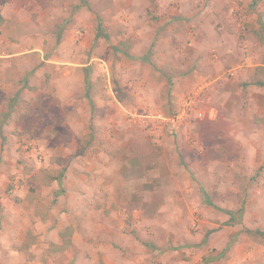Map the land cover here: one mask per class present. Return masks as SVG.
<instances>
[{
    "label": "rangeland",
    "instance_id": "374dc122",
    "mask_svg": "<svg viewBox=\"0 0 264 264\" xmlns=\"http://www.w3.org/2000/svg\"><path fill=\"white\" fill-rule=\"evenodd\" d=\"M3 2L0 264H264V0Z\"/></svg>",
    "mask_w": 264,
    "mask_h": 264
},
{
    "label": "crops",
    "instance_id": "0c3cea01",
    "mask_svg": "<svg viewBox=\"0 0 264 264\" xmlns=\"http://www.w3.org/2000/svg\"><path fill=\"white\" fill-rule=\"evenodd\" d=\"M18 11H20V7H17V11L15 12L14 11V9H12L11 10V5H9V4H7V3H5L4 4V2L0 5V12H1V14L3 15V18H4V20L2 19V25H8L9 24V21L8 20H16V18L17 17H19L20 15H18ZM135 16V15H134ZM135 18H137V17H135ZM18 19V18H17ZM181 35V34H180ZM177 37H178V35H177ZM207 44H209V45H211L210 44V42L209 41H207V40H204V41H197L196 43H194L192 46H191V49H189L188 51H189V54H192V53H194L196 56H194L195 57V59H196V61H198L200 58V53L199 52H203V51H205V50H207ZM222 43H220V44H217V42L215 43V47H217L219 50V54L221 53L222 54V56H225L226 54H228V52H227V49L226 48H224V45H221ZM20 48H24V47H20ZM213 50H215L216 51V49H213ZM217 52V51H216ZM221 56V55H220ZM12 57H10V58H8V59H1L0 58V67H2V68H8L7 66H8V64H10V63H12L11 62V59ZM233 58V57H232ZM236 58V57H235ZM13 62H17V61H15V60H12ZM185 79H187V78H185ZM2 80L5 82L6 80H7V78L6 77H2ZM1 79H0V82L2 83L1 85L2 86H7L3 81H2ZM16 81L14 80L13 82H12V79H11V81H10V83H15ZM32 82V81H31ZM12 85V84H11ZM33 85V84H32ZM32 85H30V83H29V86H32ZM39 83H36L35 85H33V86H38L39 87ZM32 86V87H33ZM37 87V88H38ZM30 88V87H29ZM36 88V87H35ZM37 88H36V90H37ZM40 88V87H39ZM30 90V89H29ZM31 90H35V89H33V88H31ZM30 90V91H31ZM29 91V92H30ZM158 177H159V175L158 174H156V173H152V174H150L149 175V178L152 180L150 183L151 184H148V185H150V187H152V189H154L155 188V185H156V181L158 180ZM145 185V184H144ZM133 186V185H132ZM140 184H139V189L136 191L137 192V194H139L138 196H142L143 194H141L140 195V193H145L146 191H147V188H144L143 190L142 189H140ZM150 187L148 188V191L147 192H149L148 193V195L150 196V195H152L153 197L156 195V189L157 188H155L154 190H152V191H150L151 189H150ZM133 188H130V185H127V189H126V192H130L131 190H132ZM143 197H146V196H144L143 195ZM148 201V203H151V206L153 205V203H154V198L153 199H148L147 200ZM165 208H155L154 210H157V211H162V210H164ZM173 210H176V207L173 209ZM184 263V262H183ZM185 264V263H184Z\"/></svg>",
    "mask_w": 264,
    "mask_h": 264
},
{
    "label": "built area",
    "instance_id": "2783aa9c",
    "mask_svg": "<svg viewBox=\"0 0 264 264\" xmlns=\"http://www.w3.org/2000/svg\"><path fill=\"white\" fill-rule=\"evenodd\" d=\"M236 74V69L230 71V75L234 76ZM204 87H195L193 91L187 94L183 100L181 108L170 117H161L165 120L172 129L177 130L192 116L199 119H203L205 116V110L201 107L204 106Z\"/></svg>",
    "mask_w": 264,
    "mask_h": 264
},
{
    "label": "trees",
    "instance_id": "16d2710c",
    "mask_svg": "<svg viewBox=\"0 0 264 264\" xmlns=\"http://www.w3.org/2000/svg\"><path fill=\"white\" fill-rule=\"evenodd\" d=\"M257 35L259 36V38H260V39L263 41V43H264V36L261 35V34H258V32H257ZM251 234H253V232H251ZM254 234L257 235V236H259V237H261L262 240L264 241V231H262V230H256V231L254 232Z\"/></svg>",
    "mask_w": 264,
    "mask_h": 264
}]
</instances>
